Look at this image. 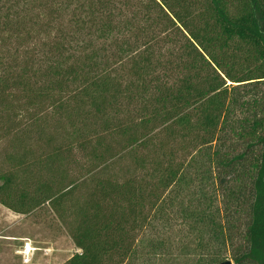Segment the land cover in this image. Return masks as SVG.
<instances>
[{"label": "trees", "instance_id": "trees-1", "mask_svg": "<svg viewBox=\"0 0 264 264\" xmlns=\"http://www.w3.org/2000/svg\"><path fill=\"white\" fill-rule=\"evenodd\" d=\"M5 137L0 203L72 218L64 264H264V0H0Z\"/></svg>", "mask_w": 264, "mask_h": 264}, {"label": "rangeland", "instance_id": "rangeland-1", "mask_svg": "<svg viewBox=\"0 0 264 264\" xmlns=\"http://www.w3.org/2000/svg\"><path fill=\"white\" fill-rule=\"evenodd\" d=\"M47 117V116H46ZM53 117L49 116V132L58 133L56 143H63L67 140L66 134L62 130L53 131ZM61 129V128H60ZM36 143H30L29 153L30 158L37 159L43 154L46 146L43 142L38 143L40 140L34 135ZM11 141H7V137L0 141V166L5 162L4 151L11 150L9 147ZM19 149V143L16 145ZM77 149L74 150L76 152ZM29 158V159H30ZM75 159L83 162L82 155L77 152ZM82 166V165H81ZM76 167V166H75ZM74 168V166H72ZM29 172H18L16 182L25 186L26 182L34 187L37 180H53L56 181L64 175L62 168L57 169L56 172L47 169L42 171L39 166ZM31 172V173H30ZM133 172V166L129 158H124L120 162L111 165L106 173L115 175L118 179H122ZM75 172H72V174ZM61 176V177H60ZM65 178H62V180ZM32 183V184H31ZM89 184L82 183L78 192L75 194V201L80 204L83 201L84 195L87 193ZM10 202H15L12 199ZM62 221L58 216L49 208L48 204L37 207L33 211L27 213L16 212L0 203V264H64L73 254L80 252L74 245L70 237V224L73 219H66ZM179 219L177 220V223ZM178 228V226H177ZM28 242L35 247L33 257L29 263H23L20 250L24 243ZM224 251V260L231 258V251Z\"/></svg>", "mask_w": 264, "mask_h": 264}, {"label": "built area", "instance_id": "built-area-1", "mask_svg": "<svg viewBox=\"0 0 264 264\" xmlns=\"http://www.w3.org/2000/svg\"><path fill=\"white\" fill-rule=\"evenodd\" d=\"M34 251H35V247L30 245L28 242L26 243L25 241L22 249L20 250L23 263H29L31 261Z\"/></svg>", "mask_w": 264, "mask_h": 264}, {"label": "water", "instance_id": "water-1", "mask_svg": "<svg viewBox=\"0 0 264 264\" xmlns=\"http://www.w3.org/2000/svg\"><path fill=\"white\" fill-rule=\"evenodd\" d=\"M216 264H233L232 261L230 259H226L224 261H221L219 263H216Z\"/></svg>", "mask_w": 264, "mask_h": 264}]
</instances>
